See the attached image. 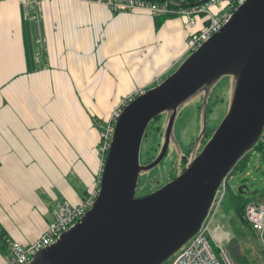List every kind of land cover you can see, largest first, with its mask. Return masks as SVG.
Instances as JSON below:
<instances>
[{"label": "crops", "instance_id": "1", "mask_svg": "<svg viewBox=\"0 0 264 264\" xmlns=\"http://www.w3.org/2000/svg\"><path fill=\"white\" fill-rule=\"evenodd\" d=\"M188 34L183 18L94 2L0 3V227L10 244H31L58 202L79 205L97 188L98 124L150 88Z\"/></svg>", "mask_w": 264, "mask_h": 264}, {"label": "water", "instance_id": "2", "mask_svg": "<svg viewBox=\"0 0 264 264\" xmlns=\"http://www.w3.org/2000/svg\"><path fill=\"white\" fill-rule=\"evenodd\" d=\"M228 74L235 75L229 109L201 151L169 183L136 197L140 173L166 154L179 106ZM163 113L169 118L160 153L142 165V139ZM263 129L264 0H246L220 31L123 109L94 204L28 264H164L198 231L223 177Z\"/></svg>", "mask_w": 264, "mask_h": 264}, {"label": "built area", "instance_id": "3", "mask_svg": "<svg viewBox=\"0 0 264 264\" xmlns=\"http://www.w3.org/2000/svg\"><path fill=\"white\" fill-rule=\"evenodd\" d=\"M3 0H0V3ZM25 4L31 0H22ZM35 0H33L34 2ZM94 2L110 11L135 12L144 11L153 16L183 18L189 29L183 52L176 62L169 64L163 73H159L150 82L149 87L158 85L167 73H171L187 55L197 50L211 36L220 31L228 22L233 12L246 0H163L148 2L142 0H81ZM219 5V10L214 6ZM198 22L201 26L196 29ZM149 88L141 87L120 98L111 110L105 124H98L97 152L99 156V174L97 188L79 204L71 205L67 201L58 202L52 211V221L47 225L42 235L27 246L11 243L7 254H4L5 264H28L40 250L55 243L60 235L80 221L82 216L92 207L99 193L100 177L103 171L106 155L109 151L115 124L123 109ZM257 146L264 147V129L257 142L247 152H255ZM246 154V153H245ZM244 154V155H245ZM243 155V156H244ZM232 168L222 179L208 212L196 234L191 237L171 258L168 264H232L226 250L216 242L212 226L216 211L226 192L232 188L230 182L235 175ZM244 218L257 239L264 257V203L248 201L243 208Z\"/></svg>", "mask_w": 264, "mask_h": 264}, {"label": "rangeland", "instance_id": "4", "mask_svg": "<svg viewBox=\"0 0 264 264\" xmlns=\"http://www.w3.org/2000/svg\"><path fill=\"white\" fill-rule=\"evenodd\" d=\"M234 85L235 75H223L204 88L203 99L197 94L179 106L166 155L156 167L140 173L136 197L148 195L169 183L179 175L182 157L185 156L191 162L201 151L227 114ZM157 125L159 123L153 121L147 128L148 138L141 144L140 164L156 157L158 148L163 143L162 138H156L160 133L158 128L155 130ZM230 184L232 188L223 197L213 220L212 231L216 242L226 250L232 264H264L257 235L235 213V198L239 187L245 186L242 198L247 200L264 188V159L260 153L250 152L247 167L236 173ZM220 262L223 264L221 260Z\"/></svg>", "mask_w": 264, "mask_h": 264}, {"label": "trees", "instance_id": "5", "mask_svg": "<svg viewBox=\"0 0 264 264\" xmlns=\"http://www.w3.org/2000/svg\"><path fill=\"white\" fill-rule=\"evenodd\" d=\"M153 121H155V120H153ZM255 151L260 153L262 159H264V147L263 146H257ZM249 154L250 153H246L244 156H241L240 159L238 160V162L234 165L233 168L235 170V173L242 172L245 170V168L247 167ZM187 162H188V160L185 158L184 163H187ZM242 195H244V194H238L237 197L235 198V202H236L235 213L245 223H247L245 218H244V213H243L244 205L248 201L264 203V188L256 191V193L254 194V197L252 199H248V200L243 199ZM9 247H10V240L6 237L5 233L3 232L2 228L0 227V252H3V254H7ZM170 261H171V259L169 261L165 262L164 264H168Z\"/></svg>", "mask_w": 264, "mask_h": 264}, {"label": "flooded vegetation", "instance_id": "6", "mask_svg": "<svg viewBox=\"0 0 264 264\" xmlns=\"http://www.w3.org/2000/svg\"><path fill=\"white\" fill-rule=\"evenodd\" d=\"M200 94V96H201V98L203 99V97H204V94H205V92H201V93H199ZM205 101H206V99H204ZM177 114H178V111H177ZM168 118H169V114L168 113H163L162 115H160L157 119H155V121L157 122V123H159V125H157L156 126V128H155V130L158 128L159 129V134L157 135V137L156 138H162V140H164V137H165V129H166V124H167V121H168ZM176 118H177V115H176ZM176 118H175V121H176ZM175 121H174V123H175ZM173 127H174V125H173ZM161 128V129H160ZM147 131V130H146ZM172 131H173V129H172ZM212 135V134H211ZM146 138H148V134L147 133H145V135H144V137H143V139H142V142L143 141H145L146 140ZM151 138H153V136L151 137ZM171 138V137H170ZM206 143V142H205ZM204 146V145H203ZM161 147H162V143H161V145L159 146V148H158V151H157V154L156 155H158L159 153H160V150H161ZM167 152V151H166ZM166 155V154H165ZM157 157V156H156ZM156 157H153L149 162H147V163H145V164H148V163H150L151 161H153ZM185 156L184 157H182V160H181V167H180V173L181 172H183L184 170H185V168L187 167V165H188V163L189 162H187V163H184L185 162ZM184 163V164H183ZM145 164H142V165H145ZM179 173V174H180ZM141 175V174H140ZM140 177V176H139Z\"/></svg>", "mask_w": 264, "mask_h": 264}, {"label": "bare ground", "instance_id": "7", "mask_svg": "<svg viewBox=\"0 0 264 264\" xmlns=\"http://www.w3.org/2000/svg\"><path fill=\"white\" fill-rule=\"evenodd\" d=\"M195 234H196V233H195ZM195 234H194V235H195ZM194 235H193V236H194ZM193 236H192V237H193Z\"/></svg>", "mask_w": 264, "mask_h": 264}]
</instances>
